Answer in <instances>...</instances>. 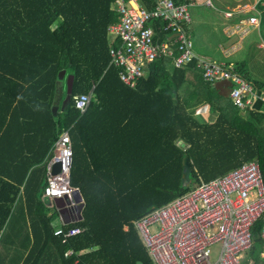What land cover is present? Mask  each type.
<instances>
[{"label": "trees", "instance_id": "16d2710c", "mask_svg": "<svg viewBox=\"0 0 264 264\" xmlns=\"http://www.w3.org/2000/svg\"><path fill=\"white\" fill-rule=\"evenodd\" d=\"M111 3L0 0V259L153 264L132 221L244 162L256 160L264 177V115L257 108L239 117L234 106L221 103L219 87L201 78L180 94L195 61L175 68L171 59L157 60L133 89L119 80L118 70L109 66L108 27L117 20ZM140 4L154 11L157 1ZM154 27L156 40L168 38L160 21ZM240 68L234 71L243 77ZM63 71L74 77L73 93L67 113L59 110L55 120L53 105L66 98L58 94ZM222 89L228 93L230 86ZM90 90L93 99L80 116L74 97ZM206 104L218 118L201 126L194 115ZM72 126L70 185L79 189L84 206L82 220L65 230L83 231L62 245L44 203L43 163ZM263 223L252 228L249 256L255 264H264L259 260ZM67 252L70 258L64 259Z\"/></svg>", "mask_w": 264, "mask_h": 264}, {"label": "built area", "instance_id": "2783aa9c", "mask_svg": "<svg viewBox=\"0 0 264 264\" xmlns=\"http://www.w3.org/2000/svg\"><path fill=\"white\" fill-rule=\"evenodd\" d=\"M139 1L115 0L120 21L109 27V33L118 42L109 51L110 65L118 70L124 85L135 87L146 67L157 60L171 59L175 68L195 61V69L205 83L231 84L229 98L238 109L258 108L264 114V92L231 67L194 56L185 29L190 24L186 6H178L174 0H159L152 11L140 6ZM237 10L242 12L241 8ZM224 17L231 19L232 14ZM157 21L168 34L165 41L156 40ZM258 24L255 17L240 20L229 28L227 35L246 36ZM90 102V93L74 97V107L81 114ZM78 103L83 104L82 110ZM72 159L70 134L65 132L51 150L44 197L64 199L66 208L75 206L77 190L70 185ZM57 164L60 171L53 174ZM259 220L264 221V177L259 163L251 160L213 180L200 181L166 204L152 208L133 222V228L154 264H243L244 256L252 248V228ZM81 233L79 229L57 230L54 236L65 244ZM259 238L263 241L264 258V223Z\"/></svg>", "mask_w": 264, "mask_h": 264}, {"label": "crops", "instance_id": "0c3cea01", "mask_svg": "<svg viewBox=\"0 0 264 264\" xmlns=\"http://www.w3.org/2000/svg\"><path fill=\"white\" fill-rule=\"evenodd\" d=\"M156 1H157V5H158L159 0H156ZM212 1L213 0H180V3L178 4V6H186L187 8L190 6L193 8V7H196L199 3L201 6H205L206 8L212 9L213 11H215V13L219 14V16L222 18V21H223V24H222L223 25V28H222L223 32H222V34H223V36L227 40L236 39V42L232 43L229 46V48L226 50H224L221 46L219 47L221 49V52H222L223 58H224L221 61L216 60L217 59L216 57H214L215 59H207L206 57L200 56L196 52L192 51L194 56L197 59H201V60H204L207 62H215L218 64H224L226 66L231 67L233 70H234L235 66H240L241 67L240 71L243 74V77H245L246 80L250 81L257 90L264 92V0H215V2H214L215 4H213ZM139 5L141 6L140 1H139ZM238 8H241V10H242L241 13H239V11L237 10ZM110 10L117 17V20L110 25V26H112V25H114L120 21V16H119V14L116 10V6H115V0H112V3L110 5ZM228 13L232 14L231 19H227L226 17H224V15L228 14ZM250 17H255L258 19L259 24H258L257 28H255L252 32H250L246 36H235L234 35V36L228 37L227 31L229 30V28L236 25L240 20H245V19L250 18ZM109 27H108V36H109V39L111 42V46L109 48V51H110V49L112 47H114L118 42L109 33ZM161 27H162V24H161ZM156 37H158V35H156ZM157 40L158 41H165V40H160V39H157ZM171 43L174 44V41L172 40ZM108 54H109V52H108ZM169 61H171L170 63L172 65L174 64V62L172 60H169ZM109 66H111L110 65V57H109ZM169 67H171V66H169ZM200 78H201V75L196 69L193 71L188 70L186 73V77H185V79H186L185 85L183 86L182 90L179 93L183 94V92L186 89H190L192 85H195L197 83V81L200 80ZM65 79H66V74H65L64 80ZM64 80L63 81L59 80V82L61 83L59 85V90H60L58 92L59 95L64 94ZM201 80H202V78H201ZM227 84L231 87V84L229 82H225V84L217 83V84H214L212 86H214V87L218 86L219 89L221 90L220 91L221 95L224 96V98L221 100V103H226V104L228 103L230 106L231 105L234 106L236 108V109H234V113L238 114L239 117L244 118V116L246 115V113H248L249 110H240L232 103V101L229 98V92L227 93V92L223 91V89H222L223 86L227 87ZM126 87L131 88V89L135 88V87L132 88L129 86H126ZM65 93H66V97H67V92H65ZM89 93L91 95V101H92V99H93L92 90H90L87 94H89ZM65 99H64V101H65ZM56 100H58V99L56 98ZM63 102L61 104H59L56 101L53 105L52 110L55 107H58L57 114L59 113V110L63 111V113H67L70 106L68 107L67 110L64 111L62 109ZM70 105H71V103H70ZM87 109L84 111L83 114L79 113L78 110L77 111H78L80 116H83L86 113ZM260 113H261V111H260ZM57 114L56 115L53 114L55 120H57ZM261 114H263V113H261ZM217 118H218L217 111H215V113H214V111H211L209 109V105H207V104L199 106V108L197 109V111L194 115V119L201 126L212 125L216 122ZM72 128H73V126L71 128H69L68 130L64 131L63 133L69 132V134H70ZM70 140H71V136H70ZM71 144H72V140H71ZM177 145H178V147L183 148L182 144L178 143ZM53 146H52V148H53ZM52 148L48 152V154L45 158V161L43 163V165L45 166V170H46V181H47V174H48L47 164H48L49 159L51 157ZM72 152H73V147H72ZM70 174H71V172H70ZM218 177H220V176H218ZM46 185H47V183H46ZM76 189L79 191L78 188H76ZM79 193H80V191H79ZM80 196H81V194H80ZM43 197H44V192H43ZM81 198H82V196H81ZM54 201H55V199H53V200L47 199V198L44 199V203H46L47 205L49 202H52V204H54L55 210L52 213H50V211L47 210L48 213L52 216L51 226L54 229L53 236L57 230H62L64 232L72 230V229H69L66 231L65 227L69 226V224L79 222L82 220L81 211H82L83 206H84V202L82 199V208H78L76 206L66 208V206H65L66 204H65L62 207L63 209L61 208V210H60L59 208L56 207ZM134 221L131 222L132 228H133V222ZM122 230L124 233H127L129 230V227L124 226L122 228ZM133 230H134V228H133ZM81 231H83V230H81ZM134 233H135L142 249L144 250V252L148 256L146 250L142 246V244H141V242L137 236V233L135 231H134ZM56 238H58V237H56ZM73 238H75V237H73ZM73 238H71V239H73ZM69 240H67V241H69ZM61 244L64 245L62 243V240H61ZM261 252H263V249H261V251L259 253V260L261 262H264V258H261ZM70 255H71V252H67L63 258L68 259V258H70L69 257ZM245 256H248V258H250L253 261L251 263L255 264V261L249 256V253L246 254ZM148 258H150V256H148ZM25 259H26V257H1L0 262L1 263L2 262L11 263V261H13L14 264L15 263L16 264H25L24 263ZM32 259H37V261L39 260V262L41 261L40 257H33ZM150 260H151V258H150ZM60 262L61 261L57 257H44L41 264H58V263L60 264ZM151 262H152V260H151ZM249 262L250 261H248L247 264ZM136 264H140V263L137 262ZM153 264H154V262H153Z\"/></svg>", "mask_w": 264, "mask_h": 264}, {"label": "rangeland", "instance_id": "374dc122", "mask_svg": "<svg viewBox=\"0 0 264 264\" xmlns=\"http://www.w3.org/2000/svg\"><path fill=\"white\" fill-rule=\"evenodd\" d=\"M214 2L215 0L212 1L213 4H215ZM187 11L190 17V24L185 29L192 44V51L207 59H215L214 57L218 61L224 59L219 47L221 46L226 50L232 43L236 42V39L227 40L223 36V21L219 14L212 9L201 6L199 3L193 8L189 6ZM67 81L68 78L64 80V93L67 92ZM46 207L50 213L55 210L52 202H49L48 205L46 204ZM213 259H215V256H213ZM248 261L253 262L248 256H244L242 263L247 264Z\"/></svg>", "mask_w": 264, "mask_h": 264}, {"label": "water", "instance_id": "95a60500", "mask_svg": "<svg viewBox=\"0 0 264 264\" xmlns=\"http://www.w3.org/2000/svg\"><path fill=\"white\" fill-rule=\"evenodd\" d=\"M65 74H66V72L63 71L59 76V80L63 81L65 78ZM73 86H74V77L69 76L68 81H67V88H68L67 89V97H66V99L62 105V109L64 111L67 110L68 107L70 106L71 99H72ZM57 111H58V107H55L53 109V114L56 115ZM183 167L186 171L190 168V163L187 159H184ZM59 171H60V165L57 164L54 167L53 174H57V173H59ZM54 202H55L56 207L59 208L60 210L65 204H67V202L64 199L55 198ZM75 206L78 208H82V198H81L78 190L75 191Z\"/></svg>", "mask_w": 264, "mask_h": 264}, {"label": "clouds", "instance_id": "9594fccd", "mask_svg": "<svg viewBox=\"0 0 264 264\" xmlns=\"http://www.w3.org/2000/svg\"><path fill=\"white\" fill-rule=\"evenodd\" d=\"M77 107L80 108V109L82 110L84 106H83L82 103H78V104H77Z\"/></svg>", "mask_w": 264, "mask_h": 264}]
</instances>
